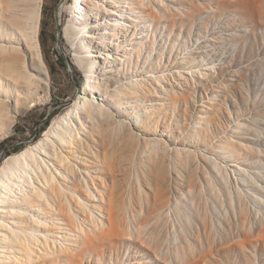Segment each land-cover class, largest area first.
<instances>
[{"label":"bare ground","instance_id":"bare-ground-1","mask_svg":"<svg viewBox=\"0 0 264 264\" xmlns=\"http://www.w3.org/2000/svg\"><path fill=\"white\" fill-rule=\"evenodd\" d=\"M154 1L72 0L66 5L71 17L63 32L85 72L84 87L41 139L0 166V264H122L119 242L131 234L133 223L139 242H153L139 222L140 207L149 205V219L156 225L160 220L166 229L154 238L156 246L172 247L165 259L196 264L195 257L175 261L187 241L193 245L188 237L192 214L179 193L203 210L213 229L221 216L236 217V242L258 247L245 195L239 191L234 207L230 184L212 168L218 163L228 175L218 148L232 145L227 155L233 157L241 153L238 144L228 140L227 131L217 138L200 125L202 109H184L181 120L175 115L181 102L186 108L192 95L197 101L194 70L180 62L175 49L180 35L172 38L166 55V41L158 47L156 34L149 39L134 28L139 18L161 27L169 22L170 37L178 22L202 10L200 0ZM43 2L0 0V139L20 114L52 94L40 39ZM64 8L61 4L59 15ZM173 213L178 223L170 218ZM259 225L264 242V221Z\"/></svg>","mask_w":264,"mask_h":264},{"label":"rangeland","instance_id":"rangeland-1","mask_svg":"<svg viewBox=\"0 0 264 264\" xmlns=\"http://www.w3.org/2000/svg\"><path fill=\"white\" fill-rule=\"evenodd\" d=\"M71 1L43 2L40 39L52 76V94L46 102L20 114L13 130L0 139V166L9 155L41 139L52 121L68 110L84 87L85 72L77 63L73 47L63 32L71 17L66 8ZM239 1L200 0L202 10L189 20L178 22L170 37L168 32L172 26L169 22L166 27H161L156 20L141 22L139 16L140 21L136 22L139 25L134 27L140 28L149 39L156 34L158 47L166 41V55L172 38L180 35L175 49L180 53V62H188L194 70L192 94L196 95L197 101L193 102L195 96L192 95L186 108L182 102L179 104L180 111L176 110L175 115H180L177 119L181 120L184 109H202L198 111L200 125L217 138H223L227 131L228 140L238 144L241 153L233 157L227 155L232 153V145L227 149L218 148L222 163L228 165V175L218 169V163L212 164V168L230 184L234 207L239 206V191L245 195L252 211L253 225L257 227L254 240L258 247H242L236 242L240 232L236 217L231 214L221 216L216 220L218 226L213 229L203 210L197 209L195 202L179 193L177 196L192 214L191 222H187L192 229L188 237L193 245L187 241L184 255L175 258L176 262L195 257L196 264H264V242L260 238L262 227L259 225L264 221V0ZM156 2L153 5L160 4ZM61 4H65V8L59 15ZM143 7L142 10H151V7ZM231 134L236 136L231 137ZM200 139L204 140V136L201 135ZM235 158L238 161H234ZM149 209L150 205L140 207L139 222L146 239H153V242L151 245L139 242L133 223L131 234L119 242L118 260L122 264L174 263L172 258L166 260L168 256H164L172 247L156 246L158 241L154 238L160 231L164 234L166 229L160 220L156 225V220L149 219ZM171 217L178 223L174 213ZM174 236L172 228L169 237ZM112 264L119 263L113 260Z\"/></svg>","mask_w":264,"mask_h":264}]
</instances>
